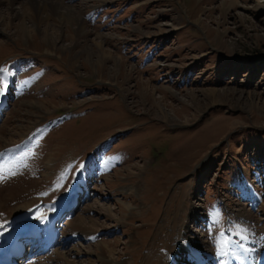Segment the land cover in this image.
<instances>
[{
  "label": "rangeland",
  "instance_id": "obj_1",
  "mask_svg": "<svg viewBox=\"0 0 264 264\" xmlns=\"http://www.w3.org/2000/svg\"><path fill=\"white\" fill-rule=\"evenodd\" d=\"M61 1L54 54L0 23V233L57 213L18 264H264V0Z\"/></svg>",
  "mask_w": 264,
  "mask_h": 264
},
{
  "label": "bare ground",
  "instance_id": "obj_2",
  "mask_svg": "<svg viewBox=\"0 0 264 264\" xmlns=\"http://www.w3.org/2000/svg\"><path fill=\"white\" fill-rule=\"evenodd\" d=\"M5 18L7 19L6 21ZM11 21H16L13 34L19 41L27 43L28 38L38 35L37 37H40L41 41L47 46L45 47L44 52L51 54H54V52L57 50V46H59L58 43L63 32L65 33L66 31V34H68L69 36L78 38L87 35L86 32L88 31L82 24V20L80 16L76 14L74 8L71 6H66L61 0H0V23L2 22L3 25L5 24L6 27H8V24H10ZM73 23L76 25V27L72 26ZM96 36L99 37L101 36V34H98ZM95 43L99 46L102 45L99 41ZM101 61L103 60L100 59L99 61L94 62L92 64V67L94 69H96L95 67L97 66L102 67ZM118 61H122V59L118 56H115L114 68L116 70L118 68ZM202 94L209 100L211 99V103L217 102L218 99L223 96L222 92L217 89L205 90L202 92ZM42 107L43 106L40 105V108ZM32 124V122H29L26 127H29ZM13 142L14 140L11 139L7 143H5V145L8 146ZM3 146H0V148H2ZM3 151H0V156L5 153ZM48 161L49 159H47V162ZM80 178H82L83 180L77 182V192L86 187V184L82 186L83 188L81 187V185L85 183L83 175ZM61 201V204L59 202L60 207H67V205H69V201H67V199H62ZM22 208H24V206ZM104 209L109 210V212L111 211L108 208ZM41 211L42 210L39 211L40 214ZM35 215H37V213ZM52 218L53 215L50 214L45 218V220L42 219L41 221L34 223L36 225L32 226L29 229L28 226H23L22 224L25 225L27 223L34 222V217H31L30 219H26L22 223H20L22 227L18 225L12 226V228L7 232L0 234V264H14L10 261V256H14L19 251L21 240L27 239L32 241L36 240L37 238V240H41V242L38 244V248H36V251L34 253L40 254L47 251L54 242L53 236L55 229L54 227L52 228L51 225ZM80 222L82 221L80 220ZM41 230L45 231V237H41L42 239H40ZM61 243L62 241L58 242V244ZM181 246L182 249L192 252L194 258L196 259V261H198V264H205L206 261L202 259L200 253H198L195 249H192L190 245H187V243H182ZM68 254V252H57L56 257H48V259L55 260L62 257V259L66 260L67 264H70L71 261L67 259ZM98 257L99 260H102L103 258L101 255H98ZM113 261L107 258L106 264H122L120 262ZM229 264L232 263H230L229 261Z\"/></svg>",
  "mask_w": 264,
  "mask_h": 264
},
{
  "label": "snow or ice",
  "instance_id": "obj_3",
  "mask_svg": "<svg viewBox=\"0 0 264 264\" xmlns=\"http://www.w3.org/2000/svg\"><path fill=\"white\" fill-rule=\"evenodd\" d=\"M7 73V69H4V68H0V95L3 94V91L4 89L6 88V84L4 83V79L6 78L5 77V74ZM83 167V165L81 166ZM13 175H15V173H12ZM0 179H4L3 176H0Z\"/></svg>",
  "mask_w": 264,
  "mask_h": 264
}]
</instances>
